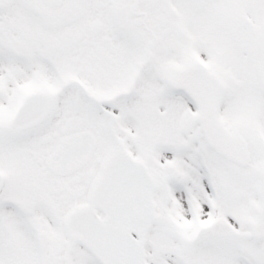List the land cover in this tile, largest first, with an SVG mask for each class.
Instances as JSON below:
<instances>
[{
  "label": "snow or ice",
  "instance_id": "6c2138e0",
  "mask_svg": "<svg viewBox=\"0 0 264 264\" xmlns=\"http://www.w3.org/2000/svg\"><path fill=\"white\" fill-rule=\"evenodd\" d=\"M0 264H264V0H0Z\"/></svg>",
  "mask_w": 264,
  "mask_h": 264
}]
</instances>
